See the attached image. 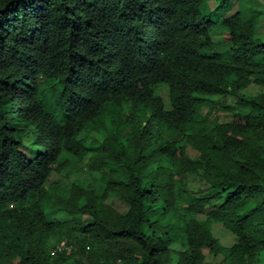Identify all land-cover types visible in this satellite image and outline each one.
Listing matches in <instances>:
<instances>
[{
    "label": "trees",
    "instance_id": "16d2710c",
    "mask_svg": "<svg viewBox=\"0 0 264 264\" xmlns=\"http://www.w3.org/2000/svg\"><path fill=\"white\" fill-rule=\"evenodd\" d=\"M216 1L0 0V264L259 261L264 0Z\"/></svg>",
    "mask_w": 264,
    "mask_h": 264
},
{
    "label": "rangeland",
    "instance_id": "374dc122",
    "mask_svg": "<svg viewBox=\"0 0 264 264\" xmlns=\"http://www.w3.org/2000/svg\"><path fill=\"white\" fill-rule=\"evenodd\" d=\"M260 2L263 3V0H261ZM216 4H217V1L216 0H209L210 7L213 8ZM236 6H237V4H236ZM262 19H263L262 20V23H261V25L259 26V29H258V35L264 37V17H262ZM214 33L218 37H223L224 38V36H225V33L223 32L222 29H220V26L217 27V29L214 31ZM257 91H258V89H257V86H255V85H250L246 89V93L255 94V93H257ZM161 94H162V96L164 98L166 97V91H165V89L161 90ZM124 109H127V106L126 105H124ZM103 135L104 134L101 133V132L91 131V132H89V136H88L87 142L89 143L91 141V139H95L96 142H100L103 139ZM24 151L29 156H31V153H29L28 150L25 149ZM67 173H69V171H67ZM64 175H66V176H59L58 174H53L52 177H51L52 180L58 179V180H60V182L62 181V184H63V186H62V192H64L65 190H67V188L69 187L70 180L74 177V174L73 173H71V174L69 173V176L67 174H65V173H64ZM85 179H86V176H85ZM110 201L114 205V207H117V208H122L123 207V204L117 198H112V199H110ZM62 217H63L62 214H58V216H57V218H59V219H61ZM212 230H213L214 234L216 236H218L224 244H229L231 242L232 237H231L230 233L227 232L220 225H213ZM206 256H207V262L209 264L212 263V262H214V261H216L219 258V257H211L208 254ZM256 264H264V254H262L260 256L259 261Z\"/></svg>",
    "mask_w": 264,
    "mask_h": 264
},
{
    "label": "built area",
    "instance_id": "2783aa9c",
    "mask_svg": "<svg viewBox=\"0 0 264 264\" xmlns=\"http://www.w3.org/2000/svg\"><path fill=\"white\" fill-rule=\"evenodd\" d=\"M71 248H72V245L69 244L65 239H63V240H60V241L54 243V246L51 249V252L57 253V252H60L63 250L69 251V250H71Z\"/></svg>",
    "mask_w": 264,
    "mask_h": 264
},
{
    "label": "clouds",
    "instance_id": "9594fccd",
    "mask_svg": "<svg viewBox=\"0 0 264 264\" xmlns=\"http://www.w3.org/2000/svg\"><path fill=\"white\" fill-rule=\"evenodd\" d=\"M54 246V245H53ZM53 248V247H52Z\"/></svg>",
    "mask_w": 264,
    "mask_h": 264
}]
</instances>
